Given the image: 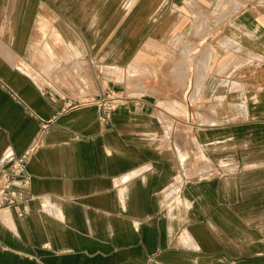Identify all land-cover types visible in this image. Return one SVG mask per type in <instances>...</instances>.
Masks as SVG:
<instances>
[{
    "label": "crops",
    "instance_id": "0c3cea01",
    "mask_svg": "<svg viewBox=\"0 0 264 264\" xmlns=\"http://www.w3.org/2000/svg\"><path fill=\"white\" fill-rule=\"evenodd\" d=\"M125 4L80 48L64 18L79 68L45 84V3L0 0V177L40 143L24 213L0 208V264H264V0ZM109 88L127 98L103 122L87 102Z\"/></svg>",
    "mask_w": 264,
    "mask_h": 264
},
{
    "label": "rangeland",
    "instance_id": "374dc122",
    "mask_svg": "<svg viewBox=\"0 0 264 264\" xmlns=\"http://www.w3.org/2000/svg\"><path fill=\"white\" fill-rule=\"evenodd\" d=\"M45 3L44 7H41V22L40 30H37L36 37L37 42L35 43V50L32 54L34 68L30 69L31 73L41 83L48 84L50 75L52 79H55L56 83H63L66 77L75 74L76 68H79V64L68 60L63 63L64 60L60 55L64 54L58 51L63 47L60 46L58 40H54V34H57V28L62 24L63 19H67L72 24V39L75 41L78 48H80L79 36L83 37V22L87 19L107 18L112 17L114 8L121 5L117 15L121 18L125 16L127 10L123 9L128 2L144 0H42ZM148 1V0H146ZM125 8V7H124ZM48 20H47V19ZM60 24V25H58ZM53 50V52L51 51ZM53 60L50 59L52 54ZM65 55V54H64ZM62 60V61H61ZM48 75V76H47ZM76 75V74H75ZM74 75V76H75ZM53 84V82H51Z\"/></svg>",
    "mask_w": 264,
    "mask_h": 264
},
{
    "label": "built area",
    "instance_id": "2783aa9c",
    "mask_svg": "<svg viewBox=\"0 0 264 264\" xmlns=\"http://www.w3.org/2000/svg\"><path fill=\"white\" fill-rule=\"evenodd\" d=\"M126 98L123 91L109 88L103 91L101 96L93 98L87 103L95 104L98 108L99 119L108 122L115 109ZM46 125L47 123H45ZM39 144V141L36 140L24 153L13 158L11 170H3L0 177V208L16 206L22 209L20 214L24 213L30 198L24 187L31 182L27 163Z\"/></svg>",
    "mask_w": 264,
    "mask_h": 264
}]
</instances>
